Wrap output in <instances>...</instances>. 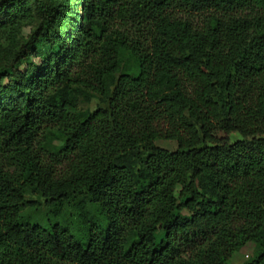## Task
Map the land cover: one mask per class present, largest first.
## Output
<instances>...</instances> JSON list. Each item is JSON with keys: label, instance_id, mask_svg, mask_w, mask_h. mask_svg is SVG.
<instances>
[{"label": "trees", "instance_id": "1", "mask_svg": "<svg viewBox=\"0 0 264 264\" xmlns=\"http://www.w3.org/2000/svg\"><path fill=\"white\" fill-rule=\"evenodd\" d=\"M32 5L0 48V264H264V0Z\"/></svg>", "mask_w": 264, "mask_h": 264}, {"label": "rangeland", "instance_id": "2", "mask_svg": "<svg viewBox=\"0 0 264 264\" xmlns=\"http://www.w3.org/2000/svg\"><path fill=\"white\" fill-rule=\"evenodd\" d=\"M4 4L12 6V9L22 10L17 14V18L13 19V22H9L6 27L0 26V48L14 51L35 31L39 18L32 5V0H5ZM37 46L41 55L46 52L47 47L41 41L37 43ZM27 61L38 62V59L30 56L28 60L20 62L18 68L24 70ZM96 100L95 97L89 98L88 101L79 98V103L84 109L92 110L96 106ZM229 138L230 140H236L241 137L237 133H233ZM39 143L42 144L46 152L51 153L55 151L53 148H56L60 141L53 134L44 132L39 138ZM155 144L169 151L176 149V143L171 140H158ZM253 248L254 245L252 243L246 244L240 251L234 253L226 264H251Z\"/></svg>", "mask_w": 264, "mask_h": 264}]
</instances>
